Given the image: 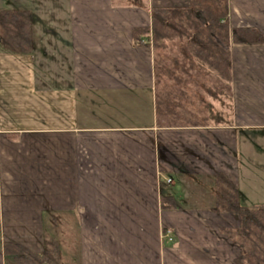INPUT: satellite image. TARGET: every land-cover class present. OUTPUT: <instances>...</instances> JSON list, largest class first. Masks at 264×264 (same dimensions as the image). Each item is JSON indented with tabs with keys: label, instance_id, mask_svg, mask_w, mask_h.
I'll use <instances>...</instances> for the list:
<instances>
[{
	"label": "crops",
	"instance_id": "0c3cea01",
	"mask_svg": "<svg viewBox=\"0 0 264 264\" xmlns=\"http://www.w3.org/2000/svg\"><path fill=\"white\" fill-rule=\"evenodd\" d=\"M189 3L0 0V19L29 14L31 38L27 53L0 43V264H20L6 263L5 243L23 247L27 264L240 256L223 230L241 222L214 212L216 183L228 180L241 206H264V0H227L229 80L196 56L184 60L210 72L165 61L164 108L189 90L211 103L193 122L162 123L156 59L133 32L150 27L152 9ZM236 28L258 31L263 43L234 44ZM176 178L193 190L191 203L171 189ZM166 197L174 209L163 208Z\"/></svg>",
	"mask_w": 264,
	"mask_h": 264
},
{
	"label": "trees",
	"instance_id": "16d2710c",
	"mask_svg": "<svg viewBox=\"0 0 264 264\" xmlns=\"http://www.w3.org/2000/svg\"><path fill=\"white\" fill-rule=\"evenodd\" d=\"M198 13L203 15L202 21ZM227 0H190L186 8L152 9L150 27L134 29L138 45L151 47L155 59L162 61L169 48L184 47L186 53L199 57L222 78L230 79L231 64L228 46ZM184 27V28H183ZM30 17L26 12L1 15L0 43L14 52L31 50ZM233 43L261 44L263 38L254 29H232ZM161 61V62H162ZM163 63V62H162ZM157 69V67H156ZM217 201L214 212L232 213L239 217L237 230H223L240 250L236 264H264V206L244 207L239 204L238 191L223 176H217ZM162 206L174 209L172 198L162 199ZM6 259L14 258L20 264L33 260L21 246L5 243ZM36 264V263H34Z\"/></svg>",
	"mask_w": 264,
	"mask_h": 264
},
{
	"label": "rangeland",
	"instance_id": "374dc122",
	"mask_svg": "<svg viewBox=\"0 0 264 264\" xmlns=\"http://www.w3.org/2000/svg\"><path fill=\"white\" fill-rule=\"evenodd\" d=\"M198 16L200 19L203 21V15L201 13H198ZM184 28V27H183ZM165 58L163 61L160 58L156 59V67H157V94L158 98L160 100V121L163 122H168V123H188V122H193L192 120V112L194 110L200 109V108H206L208 107V103L210 102L209 98L205 95V91H190L189 93H186V95L183 96V94L180 96L173 97V99H170V103L168 104L167 109L164 108L163 105V91H164V74L166 70H170L172 64L165 62L166 60H170L175 57H180L178 61V64H175L176 66L180 67L183 71H187L189 68L194 67L197 68L198 70L201 69V71L204 70L205 72H210L211 70L207 65H203L201 63H192L188 64L185 62L184 57H192V55L186 53V49L184 47H178V48H169L167 51L164 52ZM183 58V59H181ZM163 63H162V62ZM167 68V69H166ZM198 78H201L198 77ZM188 88H193V87H188ZM211 103V102H210ZM178 179H174V186L171 188L175 190L176 192L180 193L178 195L183 196V200L189 204L191 203L190 200L192 199L191 193L192 189H190L188 186H182L179 184L177 181ZM193 185L199 186V183L192 181ZM203 186V185H202ZM181 190V191H180ZM182 200V201H183ZM231 241V240H230ZM232 242V241H231ZM49 264V263H48ZM234 264H236L234 262Z\"/></svg>",
	"mask_w": 264,
	"mask_h": 264
},
{
	"label": "built area",
	"instance_id": "2783aa9c",
	"mask_svg": "<svg viewBox=\"0 0 264 264\" xmlns=\"http://www.w3.org/2000/svg\"><path fill=\"white\" fill-rule=\"evenodd\" d=\"M167 183H170L171 181L169 179L166 180ZM165 237V235L162 237V239ZM169 242L171 241V238L167 239Z\"/></svg>",
	"mask_w": 264,
	"mask_h": 264
}]
</instances>
